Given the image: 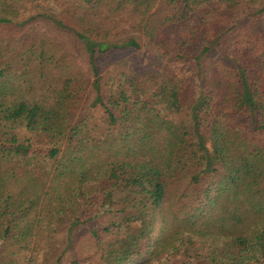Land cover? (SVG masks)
I'll return each instance as SVG.
<instances>
[{
    "label": "trees",
    "instance_id": "trees-1",
    "mask_svg": "<svg viewBox=\"0 0 264 264\" xmlns=\"http://www.w3.org/2000/svg\"><path fill=\"white\" fill-rule=\"evenodd\" d=\"M57 228L70 264H264V0H0V253Z\"/></svg>",
    "mask_w": 264,
    "mask_h": 264
},
{
    "label": "rangeland",
    "instance_id": "rangeland-1",
    "mask_svg": "<svg viewBox=\"0 0 264 264\" xmlns=\"http://www.w3.org/2000/svg\"><path fill=\"white\" fill-rule=\"evenodd\" d=\"M28 8V6L26 5ZM146 51H137L135 53H127L130 57H134L136 62L139 64H147L152 58L151 55ZM162 64L166 65V70L178 73L179 66L168 65L165 62ZM183 68L181 67L180 70ZM182 73V72H181ZM185 74V72H184ZM87 96L84 95L82 102H87ZM100 108L96 105L94 110V116L98 117ZM16 136L19 140L27 139L32 145L30 152L33 154H39L45 152L49 147L47 138L42 135H34L26 132L23 128H15ZM63 229V225H61ZM57 231H39L41 234L34 235L27 242V245L17 250V256L12 260L8 261L4 259L5 254L0 253V264H56L55 259L60 256L59 264H70L71 255L70 249L66 248L65 243V231L56 229ZM45 237V238H44ZM44 238V239H43Z\"/></svg>",
    "mask_w": 264,
    "mask_h": 264
}]
</instances>
